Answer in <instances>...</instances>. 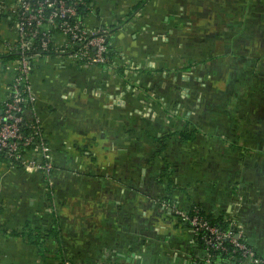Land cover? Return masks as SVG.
<instances>
[{
  "label": "crops",
  "instance_id": "obj_1",
  "mask_svg": "<svg viewBox=\"0 0 264 264\" xmlns=\"http://www.w3.org/2000/svg\"><path fill=\"white\" fill-rule=\"evenodd\" d=\"M90 3L87 23L113 27L118 57L88 68L37 58L53 166L48 182L0 159V264H195L194 234L159 199L229 224L264 258V0ZM9 16L0 54L14 39ZM12 78L0 61V102ZM27 224L56 229L42 254L14 234Z\"/></svg>",
  "mask_w": 264,
  "mask_h": 264
},
{
  "label": "built area",
  "instance_id": "obj_2",
  "mask_svg": "<svg viewBox=\"0 0 264 264\" xmlns=\"http://www.w3.org/2000/svg\"><path fill=\"white\" fill-rule=\"evenodd\" d=\"M79 8L85 10L86 0H0V13H10L12 42L5 46L7 53L17 52L20 57L12 64L13 78L7 87V95L1 102L0 151L17 161L22 168L40 172L50 182L53 166L51 148L41 131L35 112L36 95L31 83V60L42 56L56 57L76 67L88 68L106 61L107 39L110 28L106 25H89L86 17L79 16ZM52 54V55H50ZM29 108L34 123L26 125L31 131L23 135V115ZM22 147V149H21ZM160 210L181 217L194 235L201 234L205 245L203 263L212 262L211 251H225L224 242L233 246L243 264H264V258L256 253L231 228L222 230L210 224L192 207L190 214L168 202L159 199ZM65 264H68L67 262Z\"/></svg>",
  "mask_w": 264,
  "mask_h": 264
},
{
  "label": "trees",
  "instance_id": "obj_3",
  "mask_svg": "<svg viewBox=\"0 0 264 264\" xmlns=\"http://www.w3.org/2000/svg\"><path fill=\"white\" fill-rule=\"evenodd\" d=\"M91 0H86V7H88L87 10L85 9H81L79 8V16L80 17H86V15L89 13L88 10L91 9V6H90V3ZM131 16L129 15L124 21L127 22L129 20ZM113 27L110 28L109 32L110 34L112 33V30ZM107 52L105 54V57H106V61L102 64H100L99 66H109L110 63H112L113 59L114 58H117L118 55H117V51L113 48V46L111 45V42H110V36L109 38L107 39ZM46 54V53H43L42 56ZM52 55V54H50ZM40 56V58L42 57ZM20 57L19 53L17 52H11V53H6V54H0V61L4 62V63H8V62H14L16 61L18 58ZM37 60V59H36ZM36 60H31V67H32V70L34 68V64L36 63ZM115 60V59H114ZM32 73V72H31ZM3 107V104L0 102V112H1V109ZM26 108V107H25ZM23 119H24V123H25V127L22 128V133L23 135L25 136H28L31 131L27 128L28 125L30 124H33L34 123V119H33V116L31 114V112L29 111V108H26L25 109V113L23 115ZM27 125V126H26ZM176 135H178L180 137L181 140H188V139H191L192 138V135L193 133H191L189 131V129H184L183 131H180V132H176ZM22 149V147H21ZM0 159L4 160L5 162H7V164L15 167V168H21L22 166L15 160H13L12 158H9V156L5 153V152H1L0 151ZM169 201V200H168ZM199 209V208H198ZM190 210H188L189 214H190ZM199 213L201 215H203L207 221L212 224V225H217L220 227V229L222 230H226V229H230L231 226L225 222H222V221H216V220H212L210 218H207L202 211H200L199 209ZM164 214H166L168 217H174L176 218L179 222L181 223H184L182 222V219L181 217L177 216V215H174L170 212H168L167 210L164 211ZM187 225V224H186ZM188 226V225H187ZM233 231H235L234 227L231 228ZM35 230H37V234H35ZM40 229H33L32 227H30L28 224L23 227V230L22 232L20 233H14L15 235H19L23 238H25L27 241H29L30 243H32L33 245H35L37 247V249L39 250V253H43V242H44V237L46 236H50L51 234H55V230L56 229H53L51 230L50 232H43L42 230L39 231ZM42 232L44 234V236H42ZM200 236L201 234H198V235H194L197 243L199 244L201 250H202V256L196 261L195 264L199 263L200 261H202L203 259V255H204V252H205V245L203 243V241H201L200 239ZM224 246H225V251H221V250H215V251H211V255L213 257L212 261L218 259V258H229V257H236V258H240L239 254H237L236 252L233 251V246L228 243L227 241L224 242ZM59 260L61 261L62 264H65L66 262L68 264H72V262L70 261V259H67L64 255H61ZM203 263V261L201 262ZM193 264V262H192Z\"/></svg>",
  "mask_w": 264,
  "mask_h": 264
},
{
  "label": "rangeland",
  "instance_id": "obj_4",
  "mask_svg": "<svg viewBox=\"0 0 264 264\" xmlns=\"http://www.w3.org/2000/svg\"><path fill=\"white\" fill-rule=\"evenodd\" d=\"M157 204V203H156Z\"/></svg>",
  "mask_w": 264,
  "mask_h": 264
}]
</instances>
